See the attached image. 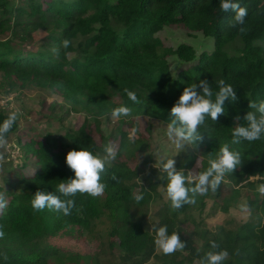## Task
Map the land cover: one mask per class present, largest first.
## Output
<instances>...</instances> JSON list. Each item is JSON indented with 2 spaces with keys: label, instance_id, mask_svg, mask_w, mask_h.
<instances>
[{
  "label": "trees",
  "instance_id": "obj_1",
  "mask_svg": "<svg viewBox=\"0 0 264 264\" xmlns=\"http://www.w3.org/2000/svg\"><path fill=\"white\" fill-rule=\"evenodd\" d=\"M219 2L0 0V73L9 91L16 86L33 85L51 90L73 109L79 107L93 118L127 106L133 116L146 115L167 123L171 107L188 84L207 79L215 93L217 82L223 79L236 90L237 102L225 101V114L216 122L206 118L198 129L204 137L198 142L205 146L201 168L197 167L193 153H180L176 168L182 169L186 176L189 170L204 171L209 166L208 158L215 159L225 144L239 152L241 164L226 176L232 189L223 205L229 209V202L238 199L243 187L258 189L264 184V136L253 142L232 143L233 129L237 124L244 125L243 117L252 111L248 108L249 101H264V0H234L247 8L245 32H240L239 26L229 29L234 13L222 12ZM165 27L201 33L212 39L213 50L197 54L192 46L184 43L176 48L166 47L157 37ZM65 38L71 41L67 49L61 47ZM170 57L178 63L175 72L168 62ZM125 88L135 92L141 103L133 104ZM237 116L239 121L235 120ZM6 117L0 111V123ZM19 126L16 121L7 140ZM120 137L117 159L106 165L101 174V182L106 185L103 197L77 193L72 197L76 206L70 215L47 208L34 211L33 195L38 190L59 194L58 184L74 178L65 162L68 151L84 149L102 155L106 143L97 145L83 124L76 134L59 138L46 135L42 140L24 145L25 154L35 159V170L30 177L14 173L22 189L11 195L0 215L5 233L0 238V264H48L52 259L60 260L66 251L48 240L75 230L88 233L93 223L104 215L112 221L108 236L118 242L117 264H147L150 260L157 264H192L213 251L212 241L220 246L216 251L227 250L229 254L223 264H264V195L261 194L246 197L248 220L237 223L229 219L214 232L204 231L200 248L183 237L178 221L190 204L173 209L166 216V224L171 227L168 234L177 232L185 248L170 255L158 254L155 237L144 229L134 208L152 202V192L156 193L160 185L166 188V173L149 168L140 183L135 182L144 170L130 167L120 160V154L122 151L133 154L130 147L136 151L143 143L130 140L123 131ZM61 142H66L65 147L69 149L60 145ZM113 174L119 182L111 179ZM220 188L221 184L215 195L212 191L201 194L200 199L208 195L219 197ZM137 189L144 195L139 203L134 200ZM74 256L79 260V255Z\"/></svg>",
  "mask_w": 264,
  "mask_h": 264
},
{
  "label": "rangeland",
  "instance_id": "obj_2",
  "mask_svg": "<svg viewBox=\"0 0 264 264\" xmlns=\"http://www.w3.org/2000/svg\"><path fill=\"white\" fill-rule=\"evenodd\" d=\"M157 37L160 38L164 46L169 48H176L184 43L192 46L197 54L213 50L212 39L204 37L201 33H190L182 27H165L157 34ZM168 62L172 72H175L178 67L175 58L170 57ZM115 102L119 103V100H115ZM74 108L57 93L35 85L25 88L16 86L9 91L0 73V111L7 115L13 111L21 113L17 120L20 125L19 129L11 134L8 140L9 144L20 148V157L16 161H8L5 148H3L5 159L0 161V192L5 193L7 202L11 195L19 193L22 189L19 187L18 179L15 178L14 173L24 177L34 174L35 159L29 154H25L24 145L33 140H42L46 135L59 138L66 134H76L83 124L97 145L113 142L117 146V151L120 149L121 131L130 137L133 129H136L132 141L137 140L136 142H142L143 145L136 151L130 147L133 154L122 151L120 160L127 162L132 168L138 167L144 170L135 179L138 184L140 178L146 175L149 168L159 170L153 165L161 156L173 157L177 161L180 153H193L196 155L197 167L201 168L202 166L205 146L196 142V147L185 146L184 150L177 149L166 136L167 122L152 119L146 115L122 116V121H120L121 118L112 119L109 114L93 118L94 116L87 115L79 107ZM65 144L66 142L60 143L68 150L69 148L65 147ZM144 163H147L148 167L144 166ZM23 164L25 167H22ZM159 172L161 171L159 170ZM189 173L196 172L189 170L186 174L189 175ZM227 174L221 182L219 197L211 198L209 195H205L206 198L201 200V194H197L195 203L188 206L186 214L179 215L178 221L181 223L183 237L192 241L197 248L202 246L204 231L214 232L218 226L223 225L229 219H233L237 223L248 220L249 210L245 205V199L246 197L255 198L260 194L254 186L249 189L243 187L238 199L235 202H229L230 207L227 209L223 205V200L231 196L232 189L226 180ZM207 193L211 194L212 190L209 189ZM215 194L216 191L213 192V195ZM152 195L154 196L153 201L147 206L134 208V214L144 229L156 237L155 232L151 230L153 225L157 228L166 225L168 232L171 230V227L166 224V216L173 208L167 198L165 185H160L156 189V193L152 192ZM99 197L102 198L103 195ZM201 202H203L202 208H200ZM167 206L168 210H166ZM4 211L5 209L0 212V215ZM111 222V219L104 215L93 223L88 233H79L75 230L70 234L50 238L48 242L51 245L61 248L66 253L62 259H52L48 264H117L120 253L118 242L108 236L112 226ZM157 253L160 254L162 251L157 248ZM74 255H79V260ZM147 264H157V262L150 260ZM192 264H200V262L196 260Z\"/></svg>",
  "mask_w": 264,
  "mask_h": 264
},
{
  "label": "clouds",
  "instance_id": "obj_3",
  "mask_svg": "<svg viewBox=\"0 0 264 264\" xmlns=\"http://www.w3.org/2000/svg\"><path fill=\"white\" fill-rule=\"evenodd\" d=\"M219 8L222 12H233L234 16L229 20V29L238 28L240 32H245L243 27L245 18L248 15L246 7L234 0H220ZM71 41L65 38L61 42V47L67 49ZM218 91L215 93L207 79L200 80L199 83L188 84L178 100L170 109V119L167 125L166 136L177 149H185V146L196 147V142L204 139L198 129L205 124L206 118L210 117L216 122L221 115L225 114V101L236 103L238 96L232 85L227 84L223 79L217 82ZM128 99L133 104H140L137 94L129 89H124ZM214 97V98H213ZM248 111L243 117L244 125L237 124L232 131V143L240 144L242 141L253 142L260 140L264 136V101L259 103L249 101ZM21 113L19 111L10 112L0 123V149L8 144L7 134L12 130ZM110 117L119 119L132 115V109L127 106L116 107L111 110ZM236 121L240 117H235ZM136 129H133L129 139L132 140ZM117 146L113 142H108L103 147V154L94 155L84 149L70 150L66 154L65 162L67 167L74 173V178L61 181L57 186V193L36 191L31 200V207L34 211H43L45 208L70 215L75 208V197L77 193L87 194L93 198L102 196L106 185L101 182V174L105 172L106 165L117 159ZM5 159L4 152L0 151V161ZM206 170L185 175L184 171L177 170L176 161L173 157L161 156L153 165L163 173H166L167 186L166 195L171 202V207L181 208L185 204H194L197 194H206L209 189L213 192L217 190L227 173H233L241 164V154L230 150L228 144L223 145L215 159L208 161ZM112 180L118 181L113 174ZM187 184L194 185L187 187ZM6 191V190H5ZM257 191L264 195V184L258 186ZM191 193V195H190ZM144 199L141 192L134 194V200L139 203ZM7 207V199L4 192H0V212ZM155 232V245L165 255L173 254L185 248V243L180 240L177 232L168 234L167 226L151 228ZM3 226L0 225V238L4 236ZM219 245L211 242L213 251H209L201 259L200 264H223L228 257L227 250H219ZM7 260V255H4Z\"/></svg>",
  "mask_w": 264,
  "mask_h": 264
},
{
  "label": "built area",
  "instance_id": "obj_4",
  "mask_svg": "<svg viewBox=\"0 0 264 264\" xmlns=\"http://www.w3.org/2000/svg\"><path fill=\"white\" fill-rule=\"evenodd\" d=\"M5 152L7 156V160L16 161L18 157H20V148L16 145L7 144L5 146ZM264 179V178H262Z\"/></svg>",
  "mask_w": 264,
  "mask_h": 264
}]
</instances>
